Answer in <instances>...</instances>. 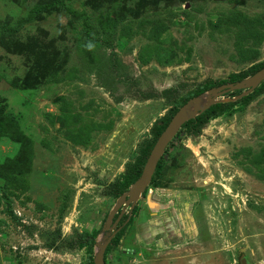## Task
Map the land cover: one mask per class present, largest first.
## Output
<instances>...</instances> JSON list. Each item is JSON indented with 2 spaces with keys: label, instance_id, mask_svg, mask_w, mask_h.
I'll return each mask as SVG.
<instances>
[{
  "label": "rangeland",
  "instance_id": "1",
  "mask_svg": "<svg viewBox=\"0 0 264 264\" xmlns=\"http://www.w3.org/2000/svg\"><path fill=\"white\" fill-rule=\"evenodd\" d=\"M34 7L43 10L30 18ZM258 64L264 0H0V119L18 125L0 136V264H88L70 244L112 235L109 186L155 124L199 86ZM253 96L199 137L184 130L156 178L164 205L174 190L196 199L199 238L179 250L192 264H264V91ZM154 188L133 214H116L125 240L107 264H124L122 247L144 234Z\"/></svg>",
  "mask_w": 264,
  "mask_h": 264
},
{
  "label": "trees",
  "instance_id": "2",
  "mask_svg": "<svg viewBox=\"0 0 264 264\" xmlns=\"http://www.w3.org/2000/svg\"><path fill=\"white\" fill-rule=\"evenodd\" d=\"M43 10V7H34L30 12V18H33L34 16L40 14ZM31 20V19H28ZM109 47H112V43H107ZM264 69V64H258L254 65L251 68H249L247 71L238 73V74H232L230 75L229 79L226 81H219V82H208L204 85H201L198 87V89L194 92V94L191 97H198L201 94L213 89L214 87H219L225 84H235L239 83L241 81H244L253 75H255L260 70ZM260 91H264V82L249 96L244 97L240 100L223 103L219 102L212 107H210L208 110L204 111L202 114L198 115L197 117L191 119L188 121L180 130V132L177 134V136L173 139V141L169 144L167 147L165 154L163 158L159 161L157 169L155 171V174L152 178V181L150 183L149 188L146 190V192L142 195L141 199H145L148 191L151 189V187H155L154 190H164L165 186H159L158 182H156L157 176L161 173L163 170V160L165 156L171 157L172 150L174 149V142L176 138L185 130L191 137H199L204 129V127L208 124L210 119H214L217 117L222 116H232L236 113L243 112L246 110V108L250 105V103L253 100V95L255 93H258ZM230 96V99L236 98L239 95L242 94V91H237L233 93H228ZM178 112V110H173L170 112V115L166 116L160 123H156L155 126L152 129V141L147 143L140 151V153L136 156L135 161L133 165H131L126 173L121 176L120 181L115 182L114 184H111L109 186L110 188V194L113 196L116 200L120 198L123 194L128 192L130 186L134 184L142 175L143 169L146 165L147 159L150 156V153L154 147V143L158 140L160 135L164 132L166 127L168 126L169 122L171 121L172 117ZM9 128H11L14 132L18 130V125L15 120V117L13 115L6 116V119H0V136L6 137L11 136L9 133ZM160 176V175H159ZM135 210V209H134ZM134 210H131V214H133ZM130 219V217H127ZM126 219V218H125ZM131 220V219H130ZM122 224L117 226V229H120V231L117 232V234L114 236L110 244L108 245L106 252H105V263L107 264V255L110 254L115 247H117L124 236V233L126 231V228L123 227ZM99 236L98 231H94L92 233H82L79 234L75 241H72L70 244L71 248H76L78 250H86V253L89 256V263L88 264H94V256H95V247H96V239Z\"/></svg>",
  "mask_w": 264,
  "mask_h": 264
},
{
  "label": "crops",
  "instance_id": "3",
  "mask_svg": "<svg viewBox=\"0 0 264 264\" xmlns=\"http://www.w3.org/2000/svg\"><path fill=\"white\" fill-rule=\"evenodd\" d=\"M163 191L158 189L154 192L157 196V203H154L156 212L153 211L148 223L146 222L144 234H139L136 229L129 246L122 247L124 264H192L190 255L179 250L199 238L196 220L190 215L188 207L196 199L191 194L193 201L190 203V197L186 195L191 192L174 190L168 205H164ZM177 195H180L179 199ZM170 202L174 204L171 205ZM122 238L124 241L125 238Z\"/></svg>",
  "mask_w": 264,
  "mask_h": 264
},
{
  "label": "water",
  "instance_id": "4",
  "mask_svg": "<svg viewBox=\"0 0 264 264\" xmlns=\"http://www.w3.org/2000/svg\"><path fill=\"white\" fill-rule=\"evenodd\" d=\"M264 82V69L257 72L252 77L241 81L235 84H225L214 88L209 91L210 99L209 101L202 106L201 98L196 97L186 103L178 112L172 117L168 126L164 130V132L160 135L156 143H154V147L150 153L149 158L147 159L146 165L143 169L141 177L130 186L128 192L123 194L120 198H118L116 206L109 214L106 223L105 230H112V235L107 239L104 244H97V252L94 256L93 263L94 264H106L105 263V252L120 229H117V225L121 219V214L129 208L133 210L137 203L140 201L142 195L149 188L152 178L155 174L159 161L163 158L165 151L169 144L173 141V139L180 132L181 128L191 119L197 117L202 114L204 111L208 110L210 107L218 103V98L224 93H233L237 91H242V94L235 98L236 100H240L244 97L252 94L262 83ZM151 194V193H150ZM150 194L147 199H150ZM154 204L150 205L151 211L156 212L153 207ZM122 210V213L118 216L115 222H113L116 214L119 210ZM241 264H246L244 260H241Z\"/></svg>",
  "mask_w": 264,
  "mask_h": 264
},
{
  "label": "flooded vegetation",
  "instance_id": "5",
  "mask_svg": "<svg viewBox=\"0 0 264 264\" xmlns=\"http://www.w3.org/2000/svg\"><path fill=\"white\" fill-rule=\"evenodd\" d=\"M141 200V199H140ZM131 211V210H130Z\"/></svg>",
  "mask_w": 264,
  "mask_h": 264
}]
</instances>
